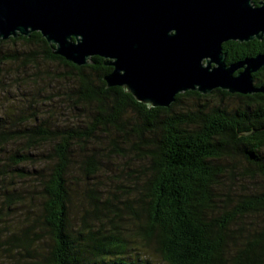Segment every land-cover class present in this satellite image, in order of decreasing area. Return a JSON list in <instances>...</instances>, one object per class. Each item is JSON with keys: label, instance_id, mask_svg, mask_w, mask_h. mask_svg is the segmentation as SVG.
<instances>
[{"label": "trees", "instance_id": "trees-1", "mask_svg": "<svg viewBox=\"0 0 264 264\" xmlns=\"http://www.w3.org/2000/svg\"><path fill=\"white\" fill-rule=\"evenodd\" d=\"M8 44L22 50L0 56L16 65L9 83L0 69V252L19 264H264V93L186 92L148 108L106 87L100 57L78 67L37 32ZM221 49L236 63L264 53V37ZM252 82L264 89V67ZM128 151L130 183L104 195L102 163Z\"/></svg>", "mask_w": 264, "mask_h": 264}, {"label": "water", "instance_id": "water-1", "mask_svg": "<svg viewBox=\"0 0 264 264\" xmlns=\"http://www.w3.org/2000/svg\"><path fill=\"white\" fill-rule=\"evenodd\" d=\"M0 0V40L37 32L53 54L81 67L92 57L148 108L186 92L264 93L252 75L264 53L226 64L221 45L264 37V0Z\"/></svg>", "mask_w": 264, "mask_h": 264}, {"label": "rangeland", "instance_id": "rangeland-1", "mask_svg": "<svg viewBox=\"0 0 264 264\" xmlns=\"http://www.w3.org/2000/svg\"><path fill=\"white\" fill-rule=\"evenodd\" d=\"M14 48L15 47H13L9 44L1 46L0 47V56H1V54L3 55V54L8 53L9 50H13ZM15 49H17V51H21L22 50L21 45L20 46L17 45V48H15ZM15 66H16L15 64L11 63L10 65L7 64V65H4L0 68L2 71L1 73L4 76V82L5 81L8 82L7 77H9V75L11 73H14L16 71ZM23 71H24V69H22V72ZM26 72L31 73L30 70H26ZM1 73H0V83L5 85V83L3 82V79L1 77ZM18 73L21 74V70H19ZM42 86L44 88L47 86V84H45V85L43 84V85H41V87ZM30 87H32V86H30ZM10 90L12 91L11 93L13 95H16L17 91L15 89L10 88ZM27 90H28L27 85H25V86L22 85V87H20V91H27ZM4 95H5V93L2 92V90H0V101L3 100ZM226 99L224 98V104H228L230 106L234 105V102H235L234 100H226ZM208 100L209 101H207V102H208L209 106H212V105L217 104V102L219 101V98L218 97H211ZM6 101H8V100H6ZM5 103L6 102H4V105H5ZM202 103H204V102H202ZM0 111H1V109H0ZM114 136H116V135H114ZM111 159H113V160H111L109 164L104 163V162H103L104 164L102 163V165L104 166L103 168L104 169L108 168L109 171L105 172V173L101 172V176L99 178L100 181L103 183L102 191H103L104 195L107 194L106 189L108 188V186L111 184V181H113V180L114 181H121L122 183H128V182L130 183V181H131V178H129V175H131L130 172L133 171L134 168H136L138 166V160L135 157V155L133 154V152H131V151L126 152V157H124V158L112 157ZM106 164H108V165H106ZM240 167H242V165H240ZM110 176H112V179ZM116 183L121 184L119 182H116ZM240 185H241V187H240ZM258 185H259L258 179L256 181L248 180L247 182H242L241 184H239V183L236 184V186H233L234 187L233 190L236 192H240V191H242L243 188L246 190L247 188L249 189V188H252L253 186H258ZM73 216H75V215H73ZM17 219H19V218H11L8 221L9 222L12 220L15 221ZM71 222L75 226H77L79 223V220H77V218H71ZM128 229L133 231L134 227H132L130 225V226H128ZM49 243L50 242L48 239H44V241L40 244V246L44 248V247L48 246ZM132 253H136V252L133 251ZM141 254H144V256L150 258L155 263H161L159 261V259L156 256H154L151 252H148V253L143 252ZM17 259H19V258L17 256V254H15L14 252H9V253L0 252V264H19ZM23 261H24L23 259L20 260V264H22Z\"/></svg>", "mask_w": 264, "mask_h": 264}]
</instances>
